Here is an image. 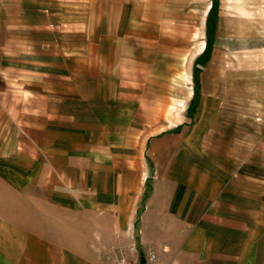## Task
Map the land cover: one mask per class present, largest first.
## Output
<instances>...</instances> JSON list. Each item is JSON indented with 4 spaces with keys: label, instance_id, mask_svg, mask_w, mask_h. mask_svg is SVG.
Listing matches in <instances>:
<instances>
[{
    "label": "crops",
    "instance_id": "crops-1",
    "mask_svg": "<svg viewBox=\"0 0 264 264\" xmlns=\"http://www.w3.org/2000/svg\"><path fill=\"white\" fill-rule=\"evenodd\" d=\"M232 1L0 0V264H264V0Z\"/></svg>",
    "mask_w": 264,
    "mask_h": 264
},
{
    "label": "built area",
    "instance_id": "built-area-1",
    "mask_svg": "<svg viewBox=\"0 0 264 264\" xmlns=\"http://www.w3.org/2000/svg\"><path fill=\"white\" fill-rule=\"evenodd\" d=\"M119 264H160L158 254L149 251L142 258L121 259Z\"/></svg>",
    "mask_w": 264,
    "mask_h": 264
},
{
    "label": "rangeland",
    "instance_id": "rangeland-1",
    "mask_svg": "<svg viewBox=\"0 0 264 264\" xmlns=\"http://www.w3.org/2000/svg\"><path fill=\"white\" fill-rule=\"evenodd\" d=\"M227 3H228V8H229L228 10L238 9V10H241V12H243L245 9H250L252 5H261L262 2L258 0H241L239 2L232 1V2H227Z\"/></svg>",
    "mask_w": 264,
    "mask_h": 264
}]
</instances>
